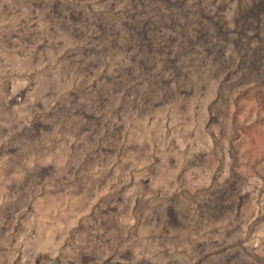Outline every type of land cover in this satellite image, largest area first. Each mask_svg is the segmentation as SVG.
I'll return each mask as SVG.
<instances>
[{"label": "rangeland", "instance_id": "obj_1", "mask_svg": "<svg viewBox=\"0 0 264 264\" xmlns=\"http://www.w3.org/2000/svg\"><path fill=\"white\" fill-rule=\"evenodd\" d=\"M0 264H264V0H0Z\"/></svg>", "mask_w": 264, "mask_h": 264}]
</instances>
